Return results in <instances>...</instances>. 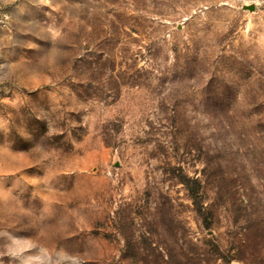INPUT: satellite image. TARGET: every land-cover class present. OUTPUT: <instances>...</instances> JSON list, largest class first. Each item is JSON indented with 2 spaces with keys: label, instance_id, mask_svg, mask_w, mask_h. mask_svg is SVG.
Returning a JSON list of instances; mask_svg holds the SVG:
<instances>
[{
  "label": "rangeland",
  "instance_id": "1",
  "mask_svg": "<svg viewBox=\"0 0 264 264\" xmlns=\"http://www.w3.org/2000/svg\"><path fill=\"white\" fill-rule=\"evenodd\" d=\"M258 1H5L0 264H264Z\"/></svg>",
  "mask_w": 264,
  "mask_h": 264
},
{
  "label": "built area",
  "instance_id": "2",
  "mask_svg": "<svg viewBox=\"0 0 264 264\" xmlns=\"http://www.w3.org/2000/svg\"><path fill=\"white\" fill-rule=\"evenodd\" d=\"M6 0H0V30L7 26L9 16L6 11ZM257 6H260L264 11V0L258 1L256 3Z\"/></svg>",
  "mask_w": 264,
  "mask_h": 264
},
{
  "label": "trees",
  "instance_id": "3",
  "mask_svg": "<svg viewBox=\"0 0 264 264\" xmlns=\"http://www.w3.org/2000/svg\"><path fill=\"white\" fill-rule=\"evenodd\" d=\"M197 184L200 188V183L197 182ZM188 190L191 191V189ZM190 196L192 198L193 204L196 206V212L201 216V214H203L202 210L205 209L203 203L198 201L200 198L198 197V195H196V192L192 191V193H190Z\"/></svg>",
  "mask_w": 264,
  "mask_h": 264
},
{
  "label": "water",
  "instance_id": "4",
  "mask_svg": "<svg viewBox=\"0 0 264 264\" xmlns=\"http://www.w3.org/2000/svg\"><path fill=\"white\" fill-rule=\"evenodd\" d=\"M247 9H249L250 11H254L255 7H254V5H251V6L247 7Z\"/></svg>",
  "mask_w": 264,
  "mask_h": 264
}]
</instances>
